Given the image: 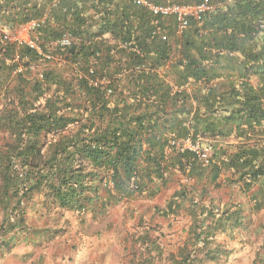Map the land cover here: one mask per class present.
Segmentation results:
<instances>
[{
    "label": "trees",
    "instance_id": "trees-1",
    "mask_svg": "<svg viewBox=\"0 0 264 264\" xmlns=\"http://www.w3.org/2000/svg\"><path fill=\"white\" fill-rule=\"evenodd\" d=\"M150 1L215 8L180 32L170 17L163 40L132 0H0L1 255L30 229L29 209L99 220L176 184L154 211L184 212L185 240L168 252L142 221L130 264H220L232 250L220 237H243L264 212V0ZM44 15L31 36L59 59L7 37ZM188 138L211 147L207 160L178 145ZM258 227L252 264H264Z\"/></svg>",
    "mask_w": 264,
    "mask_h": 264
},
{
    "label": "rangeland",
    "instance_id": "rangeland-1",
    "mask_svg": "<svg viewBox=\"0 0 264 264\" xmlns=\"http://www.w3.org/2000/svg\"><path fill=\"white\" fill-rule=\"evenodd\" d=\"M176 187V184H171L153 199L123 202L99 220H94L91 212L80 214L66 210L67 224L58 218L57 209L46 216L29 209L30 229L13 243L10 250L4 248L3 255L0 253V264H130L131 236L142 221L148 225H159L161 230L155 235L159 236L168 252L175 251L187 236L184 230L190 219L182 211L179 215L165 218L154 208L164 207ZM2 216L0 211V222ZM262 220L264 212L243 237L241 234L234 240L225 235L220 237L232 249L220 264H252L255 251L262 243L263 233L258 227ZM52 222L57 225L56 237L48 231H40Z\"/></svg>",
    "mask_w": 264,
    "mask_h": 264
},
{
    "label": "built area",
    "instance_id": "built-area-1",
    "mask_svg": "<svg viewBox=\"0 0 264 264\" xmlns=\"http://www.w3.org/2000/svg\"><path fill=\"white\" fill-rule=\"evenodd\" d=\"M134 4L146 9L152 14V26L154 27L153 34L161 36L163 40L168 39V33L165 31V26H167L166 22L170 17L175 18L177 22V30L178 32L182 31L188 25V19L194 17L196 19H200L201 16L206 13L212 11L215 6L208 2H201L195 4H178V3H171V4H156L150 0H132ZM46 15L40 20L32 19L24 26L20 27L14 34L9 35L8 39L12 41H16L19 44H26L31 48L36 49L39 54L43 56V59H59L58 57H54L52 55H48L43 53L41 46L39 44L38 37H32L31 32L38 28L41 24H43ZM74 38L69 32H64L62 36L59 38L58 43L62 48H66L71 46L74 42ZM16 59H19V55H16ZM18 71L22 70V66H20ZM90 72L93 74L94 69H91ZM81 77H85L84 73H80ZM91 84L99 85L103 87H107V78L106 77H99L95 80H90ZM108 94L112 93V89L107 88ZM177 143V142H176ZM183 145L184 147L190 148L199 155L204 158H209L210 149L206 148L204 151L201 150L199 143H193L190 138L183 141V143L178 142V145Z\"/></svg>",
    "mask_w": 264,
    "mask_h": 264
}]
</instances>
